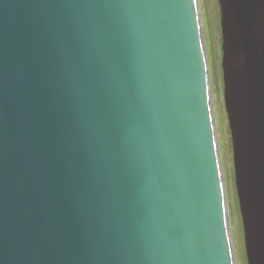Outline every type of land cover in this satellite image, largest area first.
Listing matches in <instances>:
<instances>
[{
    "label": "water",
    "instance_id": "obj_1",
    "mask_svg": "<svg viewBox=\"0 0 264 264\" xmlns=\"http://www.w3.org/2000/svg\"><path fill=\"white\" fill-rule=\"evenodd\" d=\"M248 264H264V0H219ZM199 0H0V264H236Z\"/></svg>",
    "mask_w": 264,
    "mask_h": 264
},
{
    "label": "rangeland",
    "instance_id": "obj_2",
    "mask_svg": "<svg viewBox=\"0 0 264 264\" xmlns=\"http://www.w3.org/2000/svg\"><path fill=\"white\" fill-rule=\"evenodd\" d=\"M209 62L213 106L216 114L218 141L223 160L226 197L230 216L236 264H247L242 218L235 186L233 149L228 116L225 109L222 72V34L218 0H199Z\"/></svg>",
    "mask_w": 264,
    "mask_h": 264
},
{
    "label": "bare ground",
    "instance_id": "obj_3",
    "mask_svg": "<svg viewBox=\"0 0 264 264\" xmlns=\"http://www.w3.org/2000/svg\"><path fill=\"white\" fill-rule=\"evenodd\" d=\"M215 116H216V114H215ZM231 229H230V227H229V232H228V234H229V237L231 238V234H232V231H230Z\"/></svg>",
    "mask_w": 264,
    "mask_h": 264
}]
</instances>
